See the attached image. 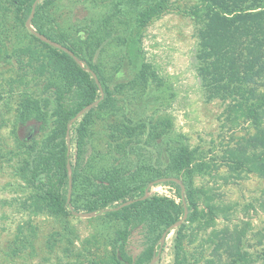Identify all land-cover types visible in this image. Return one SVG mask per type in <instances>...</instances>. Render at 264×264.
I'll return each mask as SVG.
<instances>
[{"label":"trees","instance_id":"16d2710c","mask_svg":"<svg viewBox=\"0 0 264 264\" xmlns=\"http://www.w3.org/2000/svg\"><path fill=\"white\" fill-rule=\"evenodd\" d=\"M36 1L0 0V56H15L18 69L30 71L29 75L19 76L16 87L17 121L22 126L35 122L49 130L40 144L26 151L29 159L18 168L32 191L23 202L24 209L61 217L92 213L118 224L121 229L112 244V264H151L163 247V234L188 209L187 220L175 228V264H186L182 243L187 223L213 227L231 208L209 202L200 209L198 199L203 191L194 185L198 149L184 144L167 146L168 163L164 166L160 161L163 151L159 142L171 131L170 120H135L125 116V102L140 104L151 88L160 90L165 86L157 68L144 61L132 80L112 89L94 63V55L117 33L127 12L134 13L133 25L144 29L170 10L171 0H113V14L98 28L87 29L86 38H73L59 29L50 14L59 0H43L36 7L32 25L49 40L67 47L74 56L27 30L28 43L10 54L5 39L7 26L16 22L18 27L25 28ZM187 13L196 21L198 72L209 100L219 99L226 104L231 132L238 128L248 132V136L238 140L231 138L233 144L224 146L222 159L231 176L254 172L264 176V0H198ZM34 86H43V95L46 93L48 98L36 96ZM127 93L130 96L119 98ZM96 101L99 104L71 127V142L77 149L74 162V156L68 155L69 125ZM101 122L107 145L94 146L95 128ZM173 177L177 181L169 183L176 188L180 203L147 195L155 180ZM128 201L133 202L119 209ZM259 205L264 209V198ZM140 228L145 230L147 242L135 258L128 253L127 244L131 234ZM221 233L225 238L215 246V250L222 251L217 254L218 263L210 260L208 264H248L250 255L241 244L245 230ZM217 237L219 234L213 232V238ZM25 248L26 244L15 247L14 241L9 255L15 257Z\"/></svg>","mask_w":264,"mask_h":264},{"label":"rangeland","instance_id":"374dc122","mask_svg":"<svg viewBox=\"0 0 264 264\" xmlns=\"http://www.w3.org/2000/svg\"><path fill=\"white\" fill-rule=\"evenodd\" d=\"M197 3L198 0H171L170 10L144 29L136 28L134 13L127 12L117 33L94 55V63L101 68L112 89L132 80L144 61L157 68L165 86L160 90L151 88L140 104L132 100L125 102V116L135 120L141 117L170 120L172 129L159 142L163 151L160 161L164 166L168 163L167 146L184 144L198 149L194 185L203 191L198 199L200 209L209 202L231 208L230 213L218 218L213 227L187 223L182 243L186 264L217 262V254L222 251L215 250V246L225 238L221 232L228 230L234 234L242 229L246 236L242 237L241 244L250 255L248 264H264V209L259 205L264 198V176L256 172L231 176L222 159L224 146L233 144L231 138L234 136L238 140L248 136V132L241 128L231 132L226 121V104L208 98L198 72L196 21L187 13ZM113 6V0H59L50 14L56 26L65 33L73 38L79 35L86 38V30L102 25L113 14ZM15 23L7 26L5 38L10 54L30 39L27 31H31L27 26L18 27ZM118 38L123 40L120 42ZM25 73L29 75L30 71L19 70L15 56H0V264H112V244L121 229L118 224L97 215L85 218L78 213L61 217L56 213H35L32 208L23 207L32 191L18 168L29 159L26 151L40 144L49 132L35 122L22 126L17 121L15 92L19 76ZM33 91L42 98L49 96L43 95V86H34ZM127 96L130 94L121 97L117 94L119 98ZM76 122L70 124L71 127ZM95 132L94 146H106L107 134L102 122ZM72 136L71 131L67 139L76 162L77 149L71 142ZM158 180L161 179L155 181ZM169 182L152 186L147 195H159L180 203L176 188ZM213 232L219 237L213 238ZM145 234L140 228L129 238L127 251L135 258L146 248ZM14 241L15 247L26 244V248L12 257L9 247ZM162 244L154 264H175V229ZM225 258L223 254L222 259Z\"/></svg>","mask_w":264,"mask_h":264},{"label":"water","instance_id":"95a60500","mask_svg":"<svg viewBox=\"0 0 264 264\" xmlns=\"http://www.w3.org/2000/svg\"><path fill=\"white\" fill-rule=\"evenodd\" d=\"M41 1H42V0H37V1L35 2L34 6H33L32 14H31L30 18H29V19L27 20V22H26V26H27V28H28V29H29V30H30L35 36H37V37H39V38H41V39H43V40L49 42L50 44H52V45H54V46H57L58 48H60V49H62V50H65V51L69 52L72 56H74V53L71 52L68 48H66V47H64V46H62V45H58V44H56L55 42L49 40L45 35H43V34L37 32V31L33 28V26H32V21H33V18H34V16H35V13H36V7H37L38 3L41 2ZM92 73H93V76H94V78L96 79V81L99 82V81H98L97 74L94 73V72H92ZM103 96H104V94L102 93V97H103ZM98 104H99V101H96L95 103L89 105L87 108H85L82 112H80V113H79V114H78V115L72 120V123H71V124H73V123L76 122L79 118H81L87 110H89V109H91V108L97 106ZM70 133H71V125H69L68 136H70ZM70 154H71V148H70V146H69L68 155H70ZM68 166H69V169H70V168H71V163H70V161H69V163H68ZM168 181H177V179H176V178H171V179H167V178H165V179H161V180H158V181H155L154 183H152V184L150 185V187L155 186V185H157V184H159V183H161V182H168ZM71 187H72V183L70 182V188H71ZM184 193H185V192H184V188H183V190H182V194H183V196H184ZM69 198H70V195H69ZM132 202H133V201H128V202L124 203L122 206H120L119 209H121V208H123V207H125V206H127V205H129V204H131ZM78 215L81 216V217H85V218L87 217V218H88V217L94 216L95 214H92V213H80V214H78ZM187 216H188V209L185 210V215H184L183 219L180 220V221H178L175 225H173L172 227H170V228L164 233V235H163V237H162V242H165L167 236L169 235V233H170L172 230H174L176 227L182 225V224L187 220ZM154 262H155V261L153 260L151 264H154Z\"/></svg>","mask_w":264,"mask_h":264}]
</instances>
